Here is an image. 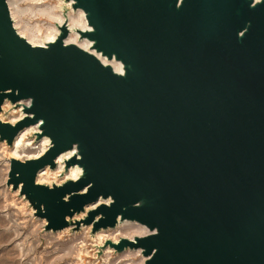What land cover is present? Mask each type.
<instances>
[{"label": "water", "instance_id": "95a60500", "mask_svg": "<svg viewBox=\"0 0 264 264\" xmlns=\"http://www.w3.org/2000/svg\"><path fill=\"white\" fill-rule=\"evenodd\" d=\"M64 1L85 13L95 54L66 43L67 22L34 47L0 0V115L6 102L26 115L0 121L1 141L31 126L50 140L13 161L37 215L62 231L101 202L84 224L144 226L108 245L145 264H264V0ZM73 150L78 180L37 184Z\"/></svg>", "mask_w": 264, "mask_h": 264}, {"label": "rangeland", "instance_id": "374dc122", "mask_svg": "<svg viewBox=\"0 0 264 264\" xmlns=\"http://www.w3.org/2000/svg\"><path fill=\"white\" fill-rule=\"evenodd\" d=\"M11 3L15 10L19 8L25 12L22 17L23 20L32 25L43 27L42 36L45 38L48 32L46 28L52 26L53 22L48 16L42 15L41 11L45 6L57 7L58 0H11ZM64 13L68 17L70 9L65 7ZM23 114L22 108L11 105L0 115V121L5 125H16L25 117L22 116ZM34 127H29L33 131L26 138V144L31 153H24L22 159L12 157L10 155L11 145L1 141L0 138V264H142L143 255H140V250L128 251V249L124 252H118L108 245L109 242H115L112 237H108V234L117 230V227V229L113 228V230L101 232L107 230L102 229L94 233V224H84L89 212L98 208L94 209V205L87 206L90 209L87 213L85 209L84 212L73 217L84 214V217L77 220L76 224L68 219V222H71L72 225L66 229L57 232L48 229L47 219L37 215V211L30 200L23 194L22 189L19 191L20 188L16 186L12 179L13 161L26 162L31 158H36L26 156H30V154L36 156L44 140V138L38 139V132ZM49 173V180L42 182L41 185L53 188L54 185H62L70 179V177H66L68 176L66 171L60 172L62 174L58 171H49ZM39 183L37 182V184ZM97 219L99 220V218ZM78 223L81 224L80 227L77 225ZM68 229H70V232L66 231ZM144 233L145 230L138 235ZM100 234H105L102 244L98 238ZM115 236H117V241L122 237H126L118 234ZM108 251L111 252L109 256H107ZM136 252H138V255H136Z\"/></svg>", "mask_w": 264, "mask_h": 264}, {"label": "bare ground", "instance_id": "6f19581e", "mask_svg": "<svg viewBox=\"0 0 264 264\" xmlns=\"http://www.w3.org/2000/svg\"><path fill=\"white\" fill-rule=\"evenodd\" d=\"M256 1H260V0H256ZM7 2L9 4V9H10L11 16H12V19L14 21V25H15L16 30L18 31V33L23 38L27 39L29 41V43L32 44L34 47H47L48 44L56 42V40L58 39V37L60 35L59 26H62L65 22H67L69 24V28L71 30V35L66 40V43L67 44H76L79 47H81L87 51H91V43L89 41H87L86 39H82L81 35L78 33V31L81 30L83 32H86V31H91L92 29L88 25L85 13L82 10H79V11L72 10V8H71L72 3H67L64 0H58L59 3H58L57 7L44 5L45 8H43L41 13H42V15H46L49 18H51L53 25L46 28L48 32H47L46 37L43 38V36H42L43 35V33H42L43 27L41 25H32L29 22L23 20L22 17H23L25 12L19 8L17 10H15L13 8L11 0H9V1L7 0ZM14 7H16V6H14ZM65 7L70 8V13H69L68 17H66V15L64 13ZM28 11L30 12V10H28ZM91 52L95 54L94 51H91ZM98 57L102 60V62L105 65H110L115 69L116 72L122 73V68H121V65L119 63L114 62V61L109 62L107 59L102 58L100 55H98ZM11 105L12 104L10 102H6V104L4 106V111H6L7 108L11 107ZM25 105L29 106L30 104H29V102H26ZM22 116H26L25 113ZM34 129L37 130L38 133H40L39 126H35ZM31 131H33L32 128H28V129L24 130L19 135V137L16 139L15 143L12 146H10V147H12L11 153H10V155L12 157H17V158L22 159L23 158L22 155H24V153H28V154L31 153L29 151L28 145L26 144L27 143L26 138L31 133ZM49 147H50V140L48 138H44V140L42 141V144L39 147V150H38L36 156H34V154H30V156H26V157L38 158V157L44 155L46 153V151L49 149ZM75 154H76V150L69 151V152L62 154L57 160L58 167L56 168L55 171H58L59 173L65 172L67 162L69 160H71ZM12 159H14V158H12ZM33 159H35V158H33ZM72 169H74V170H72ZM70 170H71V172H70ZM70 170L68 172H66V174H68L70 172V174H68V176H66L68 178L70 177V179H68V180H78L81 177L82 170L78 165L73 166ZM49 171L55 172V171H52L51 169L47 168L45 171H43L39 174L38 179H37V182H40L39 184H42V182L49 180V177H50ZM62 173H60V174H62ZM21 189L22 188L20 187L19 191ZM100 204L101 203L94 204L95 207H93V208L94 209L97 208ZM13 205H14V203H13ZM6 208H7V206H6ZM89 210L90 209L87 207L86 213ZM81 217L83 218L84 214H82L81 216H76L75 218H72V219L71 218H68V219H70L74 224H76V221L79 220ZM89 228L91 229V227H89ZM117 228H115L117 230H115L112 233L110 232V234H108V237H112L114 239L113 241H115L114 242L115 244H118L123 239L134 240L136 237L147 236L151 233L144 226H141L137 223L128 222V221L120 222L119 225L117 226ZM108 230H113V229L102 230L101 232L108 231ZM144 230H145L144 234L138 235V234H141ZM66 231L70 232V229H68ZM101 232H99V233H101ZM116 234L121 235V236H126V237H122L117 241V236H115ZM134 234H135V236H133ZM104 235L105 234H100L98 236L101 244L103 242V238L105 237ZM131 236H133V237H131ZM110 248H112V247H110ZM128 251H131V250H128ZM139 252L141 255V251H139ZM110 253L111 252L108 251L107 256H109ZM136 255H138V252H136ZM142 259H143L142 264H145L147 259L144 257H142Z\"/></svg>", "mask_w": 264, "mask_h": 264}]
</instances>
